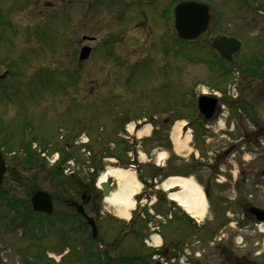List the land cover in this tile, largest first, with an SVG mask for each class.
Returning a JSON list of instances; mask_svg holds the SVG:
<instances>
[{"label": "rangeland", "instance_id": "1", "mask_svg": "<svg viewBox=\"0 0 264 264\" xmlns=\"http://www.w3.org/2000/svg\"><path fill=\"white\" fill-rule=\"evenodd\" d=\"M185 1L207 3L220 19L225 20L226 32L235 35L245 45L244 50L237 56L238 62L258 56L260 52L258 46L264 44V15L262 14L264 9H260L264 8V0ZM34 2L35 0H0V152L6 153L9 178L3 187L2 195L0 194V264H112L107 258L97 259L92 251L102 244L113 256L115 255L114 247L118 242L119 244L121 242L120 246L124 248L135 245L133 255L141 250L144 252L141 255L144 256L150 249L155 248L152 242L148 245L149 236L161 232H159L160 229L155 228L159 224L155 215L160 214L164 209L159 195L162 189L161 184L168 179V176L180 173L182 169L189 166L190 161L198 154L196 148H200V154L203 149L204 153L201 156L207 158V151H210L211 146L216 143L214 140L208 141V137H202L203 148L199 145L194 147L195 121L199 119V115L195 108L196 102L192 101L191 97L193 93L200 94L203 90L220 89L224 79L211 76L208 72L198 73L206 68L212 70L217 66L213 62L210 63L213 56L207 48L199 47L201 57L192 46L179 44V41L175 40L171 33L173 0L157 1L156 4L165 9L150 8L151 10L146 12V29L140 30L133 28L136 21L132 24L113 22L114 18L107 9L99 10L96 19L103 17L108 22L105 20L107 23L98 24L90 22L91 14L82 19V9H74L73 5H62L58 9H33ZM89 10L93 14L94 9ZM117 10L128 11V9ZM80 18L81 21L77 22ZM118 32L123 33L124 38ZM161 32L164 33L167 42L164 43L163 49L165 51L171 49L172 57L175 50H181L183 59L171 58L170 65H167L169 63L167 62L165 68L153 62H141L137 65L131 63L130 67H127L126 63L128 73L134 76L131 78L129 74H124L115 67L121 62L114 65L103 60L105 56H110L112 51L109 45L102 46L101 42L105 38L114 41H117L118 37L123 38L121 49L134 61L142 59L144 52H133L135 56H132V41L140 38L143 39L142 45L152 42V46L153 43H159L158 35ZM110 34L112 36H109ZM84 35L96 36L98 47L95 54L88 59L90 61L84 63L81 71L75 67L76 63L73 62L72 55L74 46L83 40ZM68 39L71 43L70 49L67 48ZM168 44H171V47ZM156 51L157 49L154 52ZM61 53L64 54L63 57L60 56ZM186 58L195 61V64H191L190 61L185 60ZM96 59H99L98 62H95ZM119 60L122 61V59ZM199 60L201 64L196 63ZM155 79L157 80L155 84L159 86L153 88L150 84L154 85L152 83ZM111 106L118 109L106 110L105 113L109 115L102 113L103 108ZM117 115L119 125L128 120L158 117L156 120L160 127L158 133L151 132L146 143L134 149L141 152V160L148 159L146 155H149L154 166L157 163V156L162 152H168L169 158L166 161L168 176L163 179L157 178L155 188L152 187L153 183L148 188L143 185L141 188V193L146 194L141 197L143 201H147L145 209H152L153 212L149 211L146 218L138 217L134 226L144 228L145 234L137 236L138 234L132 233L122 237L124 234L122 227L130 225L129 227L135 228L133 224L131 225L133 220L117 216V210L107 203L106 199L101 201L106 214V217L101 220L104 233L100 234L97 240L91 239V233L83 237L61 232L60 226H66L63 227L66 229L67 223L57 222L53 226H40L29 221L24 223L23 218L16 221L14 213L16 210L13 209V202L8 198L11 197L16 202H20L21 199L29 196L32 190H35L36 185H40L47 191L61 193L62 189H58L61 181L68 187V193L71 194L80 180L92 179L94 173L91 172L90 167H93L96 160L98 162L95 152H103L99 139H103L104 135L107 136L105 138L107 141L103 140V144L107 142L105 150L108 154L103 157L108 156L110 160H105L103 165L101 164L104 167L99 174L97 173L95 188H98L97 182L103 173L115 169H131L117 162L115 157L117 153L113 155V152L119 149L111 150L113 141L109 142L114 138L120 141L124 137L123 134L127 135L126 132L122 134L120 127H116L110 133H106L111 127L112 123L109 124L111 118L113 117L115 121ZM166 117L169 122L164 125L163 119ZM178 121H194V126L189 125L183 129V138L185 134L191 135V132L192 137L184 151L176 155L172 132ZM218 125L217 128L223 127L222 124ZM197 130H200L203 135L207 134L206 127ZM63 131H65L63 135L67 136L60 140L59 137ZM222 132L223 130L219 131V133ZM116 133H120L119 136H116ZM84 137L90 139L85 150V144L82 142ZM81 138H83L82 141L79 140ZM137 144L136 140L135 145ZM29 147H32V151L39 153L41 157L43 151L48 149L46 154L51 161H54L58 155V162L66 158L62 162L63 168L70 164L71 172L73 170L75 172L73 178L63 177L61 180L60 176L50 174L51 169L55 168L49 166L48 164L51 165V163L46 159L44 161L38 156L37 166L28 167L27 162L30 156L25 157L24 152L28 151ZM87 148L92 151L91 156L87 155ZM118 155L122 156V153ZM135 156L138 157L137 152ZM131 157L128 155L126 158ZM88 161H92L93 164L88 165ZM242 161L252 163L249 159ZM43 163L45 167L37 169ZM236 164L238 166L239 162L237 161ZM234 169L237 172L238 167ZM132 170L136 172V169ZM59 175L66 174L63 172ZM236 175L238 173L234 174ZM112 180L115 189L117 182L113 178ZM194 180L202 185L205 192L208 190L197 178ZM208 191L210 204L206 208L205 219L202 222V224L205 223L203 227L205 230L189 228L188 221L175 214L174 219L169 220L170 224L164 228L166 233H170L171 237L175 238L180 231L189 230L183 238L190 246H193L190 247L191 249H197L198 253L202 254L203 259L197 264H234L237 257L242 261L249 260L252 264H264V233L259 230L261 224L242 231L230 228L234 231L233 235L227 239L228 248L224 253L218 248L209 249L206 246L211 237L209 219L217 216L215 214L224 212L225 216L228 214L230 215L228 217L233 216L235 220L241 215L239 195L241 190L239 194L233 189L224 191L221 188H215ZM250 192H257L255 196L259 198V205L264 207V188L250 190ZM138 197L139 195L136 199ZM220 200L229 201L223 206V209L224 207L227 209H224V212L219 206ZM136 207L138 213L133 210L132 219H136L137 215L143 212V208L138 203ZM176 212L179 213V211ZM71 214L74 213L71 212ZM72 218L76 222L81 219L77 215H72ZM262 226L264 227V223ZM236 227L238 228L239 225ZM115 239L118 242L114 243ZM202 248L206 251L203 252ZM120 252H122L121 249ZM35 255H38V259ZM149 258L150 254L146 259L149 260ZM30 259L33 261L29 262ZM150 263L154 264L153 261Z\"/></svg>", "mask_w": 264, "mask_h": 264}, {"label": "flooded vegetation", "instance_id": "2", "mask_svg": "<svg viewBox=\"0 0 264 264\" xmlns=\"http://www.w3.org/2000/svg\"><path fill=\"white\" fill-rule=\"evenodd\" d=\"M157 1L159 0H140L136 2H125L122 0H35L33 9H58L62 5H73L74 9H82V19H84L87 15L89 16V14H91V16H89L90 22H95L98 24L108 22L107 19L103 17L96 19L99 10L107 9L111 12V16L114 18L113 22H129V24H132L136 21L134 23L135 25L133 28L140 30L143 28L146 29V12L151 10L150 8L165 9L161 6H158L156 4ZM173 1L174 4H177L185 0ZM89 9H94L93 14L90 13L91 10ZM117 9H128V11L125 10L121 12ZM210 10L212 18L210 21L209 28L194 42H185L178 36L176 30L171 29V33H173L175 40H178L179 44L182 43L192 46L194 48V51H196L197 55L201 56V53L198 50L200 46L203 47V49L207 48L210 54H212L213 57H211L212 60L210 63L213 62L214 65L217 66L214 69L210 70L205 67L204 63H202V65L206 69L198 73L205 74L208 72L211 76L224 79L222 85L220 86V89H212L210 92L207 93L208 95L217 98L216 108L212 116L210 118H206L204 114L199 113V119L195 121L196 134L194 136L195 141L193 142L194 147H198L197 145H199L203 148L202 137H208V141L214 140L216 141V143L211 146L210 151H207V158L205 156H201V154L204 153L203 149L201 150L202 152L200 154V148H196L198 150V154L194 157L193 160L190 161L189 166L185 169H182V171H180V173H177V175L183 178H197L199 181H201V183H203L204 187L208 190H214L215 188H221L224 191L233 189L237 190L238 194L241 190V194H239L241 201V215L238 219L235 220L233 216L228 217L230 216L228 214H226L228 218L224 215V209H227L225 207L223 209V206L227 205V202L229 201L222 202V200L218 202L220 203L219 206L221 207V210L224 213L215 214L217 216L209 219L211 237L210 241L206 246H208L209 249L218 248L222 250V253H224V251H226V249L228 248L227 239L230 238V235H233L232 232L234 231L230 228H236L239 231H242L247 228H252L254 226L257 227L259 224L258 217L254 216L251 213L250 208L255 206L264 209L263 206L259 205L258 196H255L257 192H250V190H258L264 188V44H260L258 46L260 52L257 54L258 56L254 59L239 62L237 61V56L245 48L244 43L241 41L238 46L236 44L224 45L223 49L225 50L226 54L225 57L222 56L218 49L213 46L214 43H216V41H220L222 37L231 38L236 36L231 33H227L225 28L226 26L224 23L225 20L220 19L219 16L212 11L211 7ZM262 14L264 15V10L262 11ZM141 15H143V17H141ZM100 20L102 21L101 23ZM105 20L107 22H105ZM80 21L81 18L77 20V22ZM162 32L158 35L159 43H153L152 46V42L148 43V45H142L143 39L140 38H135L132 41V56H135L133 52H144L142 54V59L134 61L130 58V56H128V54L124 53L121 49L122 41L124 38L123 33L121 34V32H118L119 35L121 34L123 36V38L120 39L118 37L117 41L110 39L106 40L107 38H105L104 41L101 42L102 46L105 47L106 45H109L112 48V51L110 53V56H105L107 59L104 58L103 60L108 62V64L109 62L112 64L114 63V65H116V63L118 62H121L120 65L115 67L119 68L122 73L129 74L131 78L134 76H132L131 73H128L127 68L125 67L126 63V66L130 67L131 63L137 65L141 64V62H153L156 63L159 67L165 68L167 62H169L167 65H170L171 58L176 60L183 59L181 50H175L174 57H172L171 49H167L166 51L163 49L164 43L167 42L166 38L164 37V33ZM111 34L109 36H112ZM161 36H163L165 39ZM70 39H68V49H70L71 47ZM97 40L98 39L96 36L84 35L83 40L81 42L76 43V45L74 46L75 48L73 49L74 52L72 57L73 62L76 63L75 67L77 69L82 71L84 63L90 61L88 59H90L95 54L96 49L98 47ZM158 45L159 48H157ZM168 46L171 47V44H168ZM84 47H90L91 54L86 60H80V51ZM156 49L157 51L154 52ZM63 55L64 54L61 53L60 56L63 57ZM119 59H122V61H120ZM98 60L96 59L95 62H98ZM163 60L165 63L164 66ZM185 60L190 61L191 64H195V61L193 60H190L188 58H186ZM200 62V60L196 61V63ZM175 72H177V70ZM156 82L157 80L155 79L152 83L154 85L150 84V86H153V88L159 86L155 84ZM198 97L199 94L197 93H193L191 97L192 101L196 102V106L198 105ZM109 109L111 111H116L118 107H105L103 108L102 113H105L106 110ZM105 114L109 115V113ZM157 118L158 117H152L151 119L138 118L137 121H139V126H145V124H150L153 127L154 132L158 133L160 127L156 122ZM110 121L111 122L109 124H112L111 127L108 128L106 133H110L111 131H113V129H116V127H120V133L123 134V132L126 130L125 127L127 121H125L124 123H120L119 125V116L117 117V119L115 116V121H113L112 117ZM168 122L169 120L167 119V117L163 119L164 125L168 124ZM218 124H222L223 127L217 128V126H219ZM203 127L207 128V131H205L207 132V134L205 135L201 134L200 130H197ZM220 130H223V132L219 133ZM120 133H116V136H119ZM122 136L124 137L120 141L117 138L109 140V142L113 141V147L111 148V150H114L115 148L119 149L115 150L116 152H113V155L117 153V156L115 155V157H117V162L123 163L124 166L136 168L138 171V175L142 180L145 181L147 186H150L151 183L158 182L157 177L163 179V177L167 175L166 166L156 168L150 162L148 164H141V162L137 160L135 152L139 153V151L135 150L134 147H141L142 143H146L147 138H143L141 141L138 142L137 145H135V135L133 137H130L123 134ZM106 137L107 136L104 135L103 139H99V145H101L100 147L102 148L103 152H95V155L98 157V162L96 160L95 163L97 173H99L101 168L104 167L101 166V164L103 165V162H105V160H110L108 156L103 157V155L108 154V151L105 150L107 142L103 144V140L107 141L105 139ZM220 145L222 146L218 148ZM46 151H48V149L44 150V152ZM120 153H122V156L118 155ZM128 155L134 157L132 161L131 159L126 158ZM245 159L251 160L252 163L250 162V164L248 162H243L242 160ZM47 160H49L48 156ZM130 161L133 162V164H130ZM237 161L239 162L238 166L236 164ZM58 166L59 168L63 167L61 165ZM44 167L45 165L42 164V166L38 167L37 169ZM235 167H238L239 169H237V172L236 169H234ZM237 173L238 175L234 176V174ZM7 174L8 173H6V180L4 181V184H7V181L9 179L7 177ZM143 174H145V176H143ZM37 186V190L41 189L40 185ZM109 186L111 190H114V181L112 179L109 181ZM60 188L62 189L61 193H55L51 191H49V193L52 194L54 199L53 215H55L58 220L67 223V230L64 228V232L76 236H85L86 234L92 231L91 227L87 224L85 216L80 213L78 214V210L82 208L86 214L95 219L98 227V233H101L103 235L104 226L101 220L106 217V214L103 211L104 207L101 201L105 199V194L101 188H95V182L93 181V178L80 180L77 184V187L71 194L68 193V187L63 182H61V186H59L58 189ZM208 190L206 196L209 200L210 192ZM163 194L164 196L161 199L164 204L162 215L165 217V219L160 226V231L162 233L161 235L163 239L162 246L159 249H150V251L148 252V254H150L149 260L153 261L154 264H181L182 256L184 255V253H186V260L189 262L188 264H197L198 261L203 259L202 254L200 253L199 255H197L198 250L191 249L190 247L193 246H190L188 244V241L186 242L183 238V235L186 236V232L189 230H186L184 232L180 231L178 233V236H176L177 238H172L171 234L166 233L164 228L170 224L169 220L174 219L175 214L188 221L189 228L192 227L195 230H205L203 229L205 223L198 227L194 225L192 220H190L189 217L186 216L176 204L168 200V198L166 197L167 193ZM71 195H73V197H71ZM26 200L27 199L24 198L20 201V205L24 206L25 208L24 214L31 213L33 216H36V218H38L39 216H43L45 218L51 217L44 213L30 211L28 207L29 202ZM139 202H141V196L139 197ZM145 204L143 205V207L145 206ZM176 211H179V213H177ZM71 212H73L74 214L70 215ZM72 215H77L81 219L76 222L74 218H72ZM136 222L137 217L135 220H133L131 225H135L134 223ZM236 225H239V227L237 228ZM136 231L139 235H144L146 232L144 228L139 229V226L138 228H136ZM198 243H200V241ZM120 249L122 250V252H120ZM135 249V245H129V247L125 248L124 246H116L114 247L115 252L113 253L115 255L112 256L110 253H108L107 247L101 244L98 248L95 249V254L97 259L104 257L107 258L112 264H119V257L122 260L124 259V261L120 264H151L150 261L146 259L148 254L144 256L141 255L142 253H144L141 250L139 251V253H137V257L135 256V254L133 255ZM186 250L188 252H186ZM202 250L203 252L206 251V249L204 248H202ZM119 253H121V255H119ZM128 259H130V261ZM234 264H252V262H250L249 260L242 261L240 258H236Z\"/></svg>", "mask_w": 264, "mask_h": 264}, {"label": "bare ground", "instance_id": "3", "mask_svg": "<svg viewBox=\"0 0 264 264\" xmlns=\"http://www.w3.org/2000/svg\"><path fill=\"white\" fill-rule=\"evenodd\" d=\"M184 121H178L174 126L172 138L175 145V150L178 154L184 151L188 146L191 135L182 136ZM134 125H130L132 131ZM151 125L144 126L138 131L139 136L142 134L150 135ZM168 155L167 152H162L159 155L160 159H164ZM115 179L117 188H115L109 196H106V202L113 206L118 214L117 216L129 220L132 216V211L136 207V197L140 194L142 183L137 179L135 172L132 169H115L103 173L97 182L100 187L103 183ZM162 189L171 191L177 187L178 191H173L169 194V198L175 201L189 216L192 218L205 217L207 208L206 194L201 184L193 178H183L173 175L163 181ZM261 230L264 232V227L261 225ZM153 243L155 246L160 245L161 237L159 234H154Z\"/></svg>", "mask_w": 264, "mask_h": 264}, {"label": "water", "instance_id": "4", "mask_svg": "<svg viewBox=\"0 0 264 264\" xmlns=\"http://www.w3.org/2000/svg\"><path fill=\"white\" fill-rule=\"evenodd\" d=\"M125 1H139V0H125ZM175 14V27L178 31L179 36L185 41H195L199 36L207 30L210 23L211 14L210 9L203 4L196 2H183L178 4L174 10ZM238 44L235 42L234 38L222 37L220 41L214 43V47L218 49L220 54L225 57L224 45ZM90 54V48H83L81 51V59H86ZM217 99L211 98L209 96H202L199 98L198 106L200 111L210 118L216 108ZM6 172L5 159L2 154H0V188L3 181L4 173ZM106 196L110 195V186L108 182L101 185ZM32 205L34 210L41 212H47L51 214L53 212V199L52 196L44 191L36 192L32 199ZM79 212L84 213L82 208ZM251 212L259 218V221L264 222V210L256 207L251 208ZM263 215V216H262ZM89 223L93 227V236L97 237V229L95 221L88 217Z\"/></svg>", "mask_w": 264, "mask_h": 264}, {"label": "trees", "instance_id": "5", "mask_svg": "<svg viewBox=\"0 0 264 264\" xmlns=\"http://www.w3.org/2000/svg\"><path fill=\"white\" fill-rule=\"evenodd\" d=\"M29 156H30V157H28L29 158V161L27 162L28 165L27 164L26 165L28 167L36 166L35 164L38 162V160L36 158L34 159V155H32V154H30ZM14 178H15V176H14Z\"/></svg>", "mask_w": 264, "mask_h": 264}]
</instances>
